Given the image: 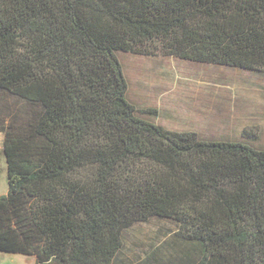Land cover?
Wrapping results in <instances>:
<instances>
[{
  "label": "trees",
  "instance_id": "trees-1",
  "mask_svg": "<svg viewBox=\"0 0 264 264\" xmlns=\"http://www.w3.org/2000/svg\"><path fill=\"white\" fill-rule=\"evenodd\" d=\"M118 53L264 74V0H0V252L114 264L156 218L200 264H264V148L155 124Z\"/></svg>",
  "mask_w": 264,
  "mask_h": 264
},
{
  "label": "rangeland",
  "instance_id": "rangeland-1",
  "mask_svg": "<svg viewBox=\"0 0 264 264\" xmlns=\"http://www.w3.org/2000/svg\"><path fill=\"white\" fill-rule=\"evenodd\" d=\"M128 84V98L141 110L153 109L155 124L194 132L215 141L246 140L264 148V74L173 57L117 54ZM249 140V139H248ZM8 193L7 160L0 151V195ZM179 226L152 219L123 234L114 264H200L202 248L183 241ZM36 258L0 252V264H35Z\"/></svg>",
  "mask_w": 264,
  "mask_h": 264
},
{
  "label": "crops",
  "instance_id": "crops-1",
  "mask_svg": "<svg viewBox=\"0 0 264 264\" xmlns=\"http://www.w3.org/2000/svg\"><path fill=\"white\" fill-rule=\"evenodd\" d=\"M5 195V194H4ZM35 264H36V262H35Z\"/></svg>",
  "mask_w": 264,
  "mask_h": 264
}]
</instances>
